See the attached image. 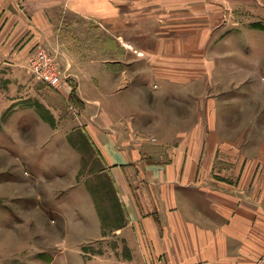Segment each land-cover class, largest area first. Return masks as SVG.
Instances as JSON below:
<instances>
[{
  "label": "crops",
  "instance_id": "obj_1",
  "mask_svg": "<svg viewBox=\"0 0 264 264\" xmlns=\"http://www.w3.org/2000/svg\"><path fill=\"white\" fill-rule=\"evenodd\" d=\"M128 1L0 0V203L9 201V209L30 201L21 193L25 181L9 184L21 155L38 173L37 199L27 203L56 202L63 258H82L83 246L101 245L86 264H264V139L228 137L217 103L196 101L210 97L203 84L178 93L173 84L180 82L171 81L173 96L150 95L141 83L136 88L139 76L179 79V57L210 45L204 31L196 41V28L187 23L159 29L154 47L126 42ZM133 1H143L142 11L159 3L155 19L163 9L177 11L178 1L194 2ZM38 43L58 54L65 74L59 97L28 69ZM205 61L203 68L210 65ZM3 65L11 72H1ZM17 84L26 85L24 98ZM37 103L53 114V126ZM24 120L32 126L20 132ZM78 129L97 151L124 210V226L108 235L86 185L89 176L79 178L83 154L70 141ZM128 165L137 169L134 184Z\"/></svg>",
  "mask_w": 264,
  "mask_h": 264
},
{
  "label": "rangeland",
  "instance_id": "obj_2",
  "mask_svg": "<svg viewBox=\"0 0 264 264\" xmlns=\"http://www.w3.org/2000/svg\"><path fill=\"white\" fill-rule=\"evenodd\" d=\"M141 4L143 5V1L134 2L133 0L125 4L126 17L131 21L125 35L126 42L138 47L150 45L154 47L156 36H158L156 32L159 29L165 30L169 29L171 25L187 23L196 28V41L202 42V31L205 32L204 38L205 41H208L210 48L206 46L202 49L203 51H189L186 58L179 57L178 67L184 73L181 75L179 72V79H164L163 76L152 75V77L141 81L143 76H139L138 83L135 84L136 88H142L139 85L141 83L150 95L166 91L168 95L173 96L177 89L171 86V81L180 82L178 85L177 83H175L176 85L173 84L178 88V93L183 88L186 92L198 91L203 84L206 91L211 93L210 97L198 98L196 101L204 107L211 105V108L215 102L217 103L215 107L218 108V122L223 124L222 129L226 130L228 137L247 138L249 141L253 139L263 140L264 0H210L209 4L194 0L189 7L184 5L183 1H178L176 3V6H179L177 11L171 12V10L163 9V14L158 15L156 19L153 16L158 10L159 3L148 2L145 11L138 7ZM182 9L190 13L193 12L194 17L183 18L181 16ZM140 11L142 12L140 13ZM145 12L146 15H144ZM174 15L178 17H173ZM56 25H59V21L56 22ZM79 27L84 29V32L86 31L83 24H80ZM178 34L180 37L181 34ZM84 35L87 37L88 33H84ZM189 37L191 36L189 35ZM81 40L85 42V39L83 40L80 36L78 41ZM94 43L91 42L90 44ZM34 49V52L28 57V69L48 90L58 96L60 93L57 91L62 89L65 77V74L62 73L58 54L42 43H38ZM40 50L49 52L56 59L58 77L54 84L51 79H43L35 71L34 59ZM206 58L209 59L210 65L203 68L201 64H206ZM11 68L3 65L1 72L8 74L11 72ZM53 69L55 70V68ZM181 76L189 79L187 80L189 81L188 85L182 84L186 81ZM17 85L22 86L23 84ZM22 87L18 93L23 94L20 97L24 98L28 94L27 89H25L26 85ZM50 114L53 116L51 112ZM54 123H51L52 126ZM31 126L32 122L24 120L20 132L30 131ZM244 126L245 131H243ZM81 131L85 133L83 130ZM85 135L87 136L86 133ZM81 137V135L77 136L80 146H82ZM83 149L85 168L83 156L81 177L79 178L84 180L89 176L87 182L91 179L92 184H96L97 179H95L96 174L94 173L97 172L98 166L103 167L102 161L100 162V157L96 153L97 151L95 152L92 143L87 142ZM1 154L2 149L0 147ZM16 163L18 170L12 179H9V184L25 181L26 185L21 193L28 195L27 198L23 197V199L31 202L33 201L32 198L37 199L38 173L33 171V167L21 155H19ZM219 167L227 168L223 162H218ZM238 170L240 171V169ZM15 188L19 192L23 188V184L16 185ZM44 191L43 189V193H45ZM44 198L49 199L48 194H45ZM98 199L107 219V233H111L112 225L120 221L118 220L119 209H117L116 198L114 195L112 197L110 194H103V197L98 196ZM27 202H15L12 205L13 208L10 204L9 209L4 208L9 201L0 203L3 206V224L0 225V264H86L91 260L92 254L102 252L101 245L99 248L96 245L83 246L82 258L81 256L72 259L63 258L62 226H59L60 223L58 224L56 221L60 216L56 212L57 210L52 207V204L56 202L48 203L46 201L44 204L42 202ZM26 206L29 208L24 209ZM11 213H14L13 216Z\"/></svg>",
  "mask_w": 264,
  "mask_h": 264
},
{
  "label": "trees",
  "instance_id": "obj_3",
  "mask_svg": "<svg viewBox=\"0 0 264 264\" xmlns=\"http://www.w3.org/2000/svg\"><path fill=\"white\" fill-rule=\"evenodd\" d=\"M36 106H37V109L40 112V114H42L44 118H46L48 121H50L53 124L54 123V118L50 114V112L47 111L45 109V107L42 104H40V103H37ZM80 135L82 136L81 137V139H82L81 140V145L82 146H80V142L77 140V136L79 137ZM70 141H71L72 145H74L76 148H78L82 152V154L84 156V168H85V153H84V149L83 148L86 147V143L87 142L91 143L90 139L85 135V133H83L81 130L78 129V130H76V132H74L70 136ZM81 149H83V150H81ZM95 152H96V150H95ZM92 155H90V156H92ZM99 160L101 162V159H99ZM102 169H103V167L100 168L98 166L97 172L99 171V173H97V172L94 173V174H96L95 179H97L96 180V184L97 185L94 184V183L92 184L93 181H91V179H90L87 182V187H88L90 193L92 194V196L94 198V201L96 203V207H97L98 213H99L100 218L102 220V226H103V229H104V234L108 235V233H107V219H106V216H105V214L103 212L102 206H101V204L99 202L98 196L99 197L100 196L103 197V194L104 195H109L110 194L112 197L114 195L115 198H116L117 209H119L118 210L119 211L118 220H120V221L117 224H113L112 225V227H111L112 228L111 229L112 232L114 230L124 226V224H125V214H124V210H123L121 201H120V199L118 197L117 191L115 189V186H114V184L112 182V179L110 178V176L107 173L103 172ZM124 169L129 174L128 175L129 176V180L132 182V184H134L137 181V169H136V167L128 165V166H124ZM98 180H99V183H98Z\"/></svg>",
  "mask_w": 264,
  "mask_h": 264
},
{
  "label": "built area",
  "instance_id": "obj_4",
  "mask_svg": "<svg viewBox=\"0 0 264 264\" xmlns=\"http://www.w3.org/2000/svg\"><path fill=\"white\" fill-rule=\"evenodd\" d=\"M35 71L42 77L43 79H51L52 83L57 81V68H56V59L49 52L40 50L37 52L35 56ZM52 67V68H51ZM55 68V70L53 69ZM49 72V74L46 73ZM49 78V79H48Z\"/></svg>",
  "mask_w": 264,
  "mask_h": 264
}]
</instances>
